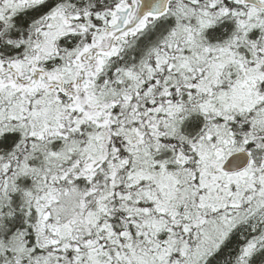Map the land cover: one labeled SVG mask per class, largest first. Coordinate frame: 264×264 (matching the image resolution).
Returning a JSON list of instances; mask_svg holds the SVG:
<instances>
[{"label":"snow or ice","instance_id":"1","mask_svg":"<svg viewBox=\"0 0 264 264\" xmlns=\"http://www.w3.org/2000/svg\"><path fill=\"white\" fill-rule=\"evenodd\" d=\"M0 264H264V0H0Z\"/></svg>","mask_w":264,"mask_h":264}]
</instances>
